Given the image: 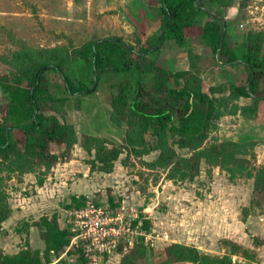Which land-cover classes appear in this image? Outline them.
I'll use <instances>...</instances> for the list:
<instances>
[{"label":"rangeland","instance_id":"374dc122","mask_svg":"<svg viewBox=\"0 0 264 264\" xmlns=\"http://www.w3.org/2000/svg\"><path fill=\"white\" fill-rule=\"evenodd\" d=\"M239 3L244 8L238 29L247 24L246 13L264 22V0ZM158 31L151 0H0V75L16 66L13 54L25 46L71 54L73 47L112 36L147 44L151 32ZM51 77L60 80L56 74ZM113 80L104 77L93 95L73 98L72 108L62 103L46 109L63 114L61 120L74 126V142H52L41 157L0 158V206L11 208L1 224L0 251L16 253L29 247L43 256L41 218L57 214L61 228L70 232L79 228L70 213L72 197L77 196L84 197L83 207L89 203L100 209L91 217L103 226L128 229L117 248L97 251L98 264H202L177 260L175 250L169 251L174 244L196 248L210 264H264V189L258 184L264 180V114L258 115V109L253 115L242 113L228 95L201 147L218 141L242 143L229 147L234 155L224 166L204 157L184 162L182 158L193 151L177 146H172L174 158L159 163L160 149L143 153L134 149L144 150L154 140L146 122L136 134L125 114L111 111ZM6 104L0 91V121ZM15 136L24 143L22 131L16 130ZM91 138L121 150L112 166L99 162L93 166ZM69 245L51 253V263L82 264L79 251Z\"/></svg>","mask_w":264,"mask_h":264},{"label":"trees","instance_id":"16d2710c","mask_svg":"<svg viewBox=\"0 0 264 264\" xmlns=\"http://www.w3.org/2000/svg\"><path fill=\"white\" fill-rule=\"evenodd\" d=\"M157 10L159 31L151 32L147 44L135 45L119 37L99 38L83 47H73L71 54L54 49L25 46L14 52L15 67L0 75V91L7 99L6 114L0 121V158L44 156L50 144H71L76 140L74 126L55 113H47L55 105L76 97L93 95L105 79L114 78L111 86L115 93L111 98L114 115H126L128 123L137 134L142 122L154 139L144 150L134 148L136 153L160 149L158 162L174 158V147L189 148L191 157L184 162H196L200 158L216 165H223L232 157L234 141H218L201 148L212 123L221 114V105L229 98L251 97L252 105L241 106L242 113L256 114L258 102L264 99V32L249 33L246 48L239 52L230 43L231 27L225 18V10L235 0H151ZM202 23L201 41L210 47L222 65L243 64L247 71L244 84L231 82L203 89L202 79L191 70L171 71L156 63L157 53L166 39H174L180 47L187 45L184 28ZM164 31V38L162 32ZM147 60V62L145 61ZM56 74L60 80L51 77ZM147 76L150 79L147 81ZM223 93L222 96L214 93ZM51 105V106H50ZM48 106V107H47ZM22 131L25 141L20 144L15 131ZM135 134V135H136ZM136 138H131L133 141ZM94 142V163L112 166L121 150L107 147L106 142L91 138ZM98 140V141H97ZM138 143V140H134ZM88 150L92 146H87ZM23 169V165H18ZM187 173L183 174L185 177ZM264 189V180L258 181ZM84 197H82V200ZM72 197L71 207H81L83 201ZM11 214L9 206H0V228ZM44 254L29 247L16 253L0 251V264L51 263V253H60L70 244L72 233L61 228L58 216L41 218ZM147 226V223H146ZM177 260H191L210 264L207 256L200 255L194 247L180 244L170 246ZM77 251V250H76ZM79 251V250H78ZM83 264L86 259L80 255ZM129 261V260H128ZM58 264V262L51 263ZM121 264H127L123 261Z\"/></svg>","mask_w":264,"mask_h":264},{"label":"crops","instance_id":"0c3cea01","mask_svg":"<svg viewBox=\"0 0 264 264\" xmlns=\"http://www.w3.org/2000/svg\"><path fill=\"white\" fill-rule=\"evenodd\" d=\"M244 4L239 3V0L226 8L225 18L228 25L231 27L230 43L231 45L242 52L246 48V37L249 33L264 32V22L260 21L259 17L246 13L244 21V29H238L236 23H239V18L242 15ZM252 11V10H251ZM249 10V12L251 13ZM240 26H244L243 22ZM203 32L202 23L190 25L184 28V35L187 45L180 47L174 39H166L161 45L160 53L157 54L156 63L169 69L176 70H191L197 73L202 79L203 89L210 92L212 87L221 84L229 85L231 82L236 84L242 83L243 79H247V71L243 64H227L222 65L216 58L212 49L204 45L201 41ZM264 51V44H263ZM246 81V80H245ZM206 83V84H205ZM215 95H222L223 93H214ZM225 95H229L230 91H226ZM240 106L251 105L253 98L239 97L234 99ZM264 114V99L258 102V115Z\"/></svg>","mask_w":264,"mask_h":264},{"label":"built area","instance_id":"2783aa9c","mask_svg":"<svg viewBox=\"0 0 264 264\" xmlns=\"http://www.w3.org/2000/svg\"><path fill=\"white\" fill-rule=\"evenodd\" d=\"M84 204L85 203L82 204V208H71L72 210L70 213L76 218L75 224L78 225L79 228H73L74 230L71 231L72 240L69 246L74 250H79V254L86 259V264H98L97 251H111L112 248L118 246L120 241L119 238L124 235L128 229L121 232L120 227L103 226L99 222L100 220H95L91 217L95 211H100V209L94 208L93 204L90 205L89 203L86 207H83ZM100 213L101 212H98V214ZM75 239H78V241ZM95 242H100V244L93 247Z\"/></svg>","mask_w":264,"mask_h":264},{"label":"water","instance_id":"95a60500","mask_svg":"<svg viewBox=\"0 0 264 264\" xmlns=\"http://www.w3.org/2000/svg\"><path fill=\"white\" fill-rule=\"evenodd\" d=\"M161 35H162V37L164 38V31L162 32V34H161Z\"/></svg>","mask_w":264,"mask_h":264}]
</instances>
